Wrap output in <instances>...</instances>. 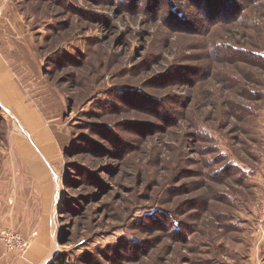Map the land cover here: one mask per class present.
<instances>
[{"label": "rangeland", "instance_id": "374dc122", "mask_svg": "<svg viewBox=\"0 0 264 264\" xmlns=\"http://www.w3.org/2000/svg\"><path fill=\"white\" fill-rule=\"evenodd\" d=\"M20 9L33 55L8 63L0 183L38 189L31 166H47L54 261L264 264V0Z\"/></svg>", "mask_w": 264, "mask_h": 264}, {"label": "crops", "instance_id": "0c3cea01", "mask_svg": "<svg viewBox=\"0 0 264 264\" xmlns=\"http://www.w3.org/2000/svg\"><path fill=\"white\" fill-rule=\"evenodd\" d=\"M25 18L24 11L20 9V0H0V94L6 97H2L3 102L11 106L14 101H10L7 96L19 95L20 89L13 81L15 75L8 63L32 62L33 41ZM13 108L17 112V106ZM17 113H20V119L30 130L32 141L40 142L45 157L52 159L47 146L41 142L46 137L39 134L31 117L25 111ZM31 170L36 179H40L38 189L33 184L22 186L21 183H0V230H12L30 242L27 250L22 252L10 251L0 241V264H52L56 257L53 219L55 187L43 163L35 159Z\"/></svg>", "mask_w": 264, "mask_h": 264}, {"label": "built area", "instance_id": "2783aa9c", "mask_svg": "<svg viewBox=\"0 0 264 264\" xmlns=\"http://www.w3.org/2000/svg\"><path fill=\"white\" fill-rule=\"evenodd\" d=\"M257 218V234H261L260 236L264 238V201H262L259 206ZM0 241L10 251L19 250L25 252L30 245L28 239L9 229H3L0 231Z\"/></svg>", "mask_w": 264, "mask_h": 264}, {"label": "trees", "instance_id": "16d2710c", "mask_svg": "<svg viewBox=\"0 0 264 264\" xmlns=\"http://www.w3.org/2000/svg\"><path fill=\"white\" fill-rule=\"evenodd\" d=\"M29 1L40 2V1H45V0H29ZM52 264H67V261L65 259L57 257Z\"/></svg>", "mask_w": 264, "mask_h": 264}, {"label": "bare ground", "instance_id": "6f19581e", "mask_svg": "<svg viewBox=\"0 0 264 264\" xmlns=\"http://www.w3.org/2000/svg\"><path fill=\"white\" fill-rule=\"evenodd\" d=\"M0 97H1V99L3 100V98H2V97H5V96L0 94ZM5 98H6V97H5ZM33 130H34V129H33Z\"/></svg>", "mask_w": 264, "mask_h": 264}]
</instances>
